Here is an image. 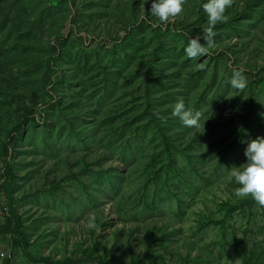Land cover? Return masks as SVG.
Masks as SVG:
<instances>
[{"label": "rangeland", "instance_id": "374dc122", "mask_svg": "<svg viewBox=\"0 0 264 264\" xmlns=\"http://www.w3.org/2000/svg\"><path fill=\"white\" fill-rule=\"evenodd\" d=\"M251 1L233 0L207 55L190 59V38L206 44L207 0H185L159 26L151 0H0V185L7 163L15 171L10 193L0 192V264H43L32 259L43 256L99 264L90 255L105 264H193L178 252L185 242L204 256L199 264L264 255V207L237 195L230 176L248 143L264 137V90L245 68L264 72V2L250 15ZM234 67L245 69L243 90L228 83ZM180 99L200 113L199 127L171 114ZM158 126L186 132L179 143L196 136L192 151L202 152L199 171L187 168L179 188L163 179ZM4 207L19 213L26 248ZM90 214L96 229L86 227Z\"/></svg>", "mask_w": 264, "mask_h": 264}, {"label": "clouds", "instance_id": "9594fccd", "mask_svg": "<svg viewBox=\"0 0 264 264\" xmlns=\"http://www.w3.org/2000/svg\"><path fill=\"white\" fill-rule=\"evenodd\" d=\"M148 3V0H147ZM233 0H207L203 3V11L207 15L209 27L205 30L203 39L206 44H202L201 36L197 35L190 38L187 47L184 49L185 55L190 59L198 56H204L208 53L207 44L211 43L214 37L213 31L218 22L226 23L228 17L226 10L232 7ZM185 0H151V9L148 11L151 17H154L159 25H166L175 20L183 12ZM147 17L141 16V20H147ZM245 69L233 68L232 77L228 81L234 89L243 90L246 87L247 79L244 75ZM178 117L182 123L189 128L199 127L200 113H193L186 109L183 99L176 102L172 113ZM264 116V113H261ZM164 120V117H161ZM246 162L240 166H234L230 170V176L240 185L236 189L239 196H251L256 204L264 207V137H258L248 143L245 149ZM86 227L90 230L96 229V216L90 214L87 217Z\"/></svg>", "mask_w": 264, "mask_h": 264}, {"label": "trees", "instance_id": "16d2710c", "mask_svg": "<svg viewBox=\"0 0 264 264\" xmlns=\"http://www.w3.org/2000/svg\"><path fill=\"white\" fill-rule=\"evenodd\" d=\"M264 2V0H253L251 1V3H249L247 5V10L244 9V11L248 12L251 15L250 10H252L253 8H256V5L262 4ZM245 68H248L253 76L254 79L256 80V82L259 83V85L261 86V88L264 90V72H260L257 73L256 70H253V67H250L248 65H246ZM247 70V69H246ZM253 70V71H252ZM53 100L56 98V96H52ZM67 103V102H66ZM68 104V103H67ZM62 107V105H60ZM76 108V107H75ZM78 110V109H77ZM147 111V109H146ZM149 112V110H148ZM254 112V110H253ZM25 122H20L17 127L14 128V132H22L25 126ZM93 130L97 131L99 129V124L98 123H94L92 126ZM159 129V134L162 138L163 141V151L159 154L160 156H165L166 158V165L165 163L163 164L162 171L164 173L167 174V177L163 178L165 181H169V179L171 180L172 178H174V182H176L175 186L176 188H179L183 183H187L188 182V177H189V172L187 170V168L189 169H194L195 171H199L198 166H197V161L201 158V154L202 152H198L196 154H194V151H192L191 147H194V142H195V137H193L191 143L186 142V143H179L181 141V136L183 134H186V132H183L182 129H177V137H174L173 134L170 132L169 130V126H158ZM73 130L74 132L77 133V135L84 141L85 144H87L88 139L87 137H82V135L80 134L79 129L77 128V126L73 125ZM241 131H243V129H239ZM15 145V137L12 136L11 139L8 141V144L6 145V151L7 153L10 152V149L12 146ZM237 150V147H236ZM178 157H180V160H184L185 162H187L188 167H181L183 166V164H180V160H178ZM195 158V159H194ZM156 157H154L153 160H155ZM4 183H2L0 185V192L1 193H5V194H9L10 190H11V182L15 177V171H14V167L11 163H7L4 169ZM161 172L160 169L156 170L151 177V185L153 184L156 185L158 184L159 181H161L163 174ZM149 182V181H148ZM171 185V184H170ZM167 193L168 195H173V187H169L167 188ZM175 197V195H174ZM169 199V197H168ZM9 210V212H8ZM3 212L4 214L8 215V220L11 224V226H13L15 228V234L18 236L16 237L17 242L23 245L24 248H26L27 246H29V241L27 238V234L26 231L21 229L20 224H21V217L19 215V213L16 211V209L14 207H4L3 208ZM186 244H184L179 250V253H182L181 258L183 260H185V263H193V264H199L201 263V260L204 259V256H202L201 253L196 254L194 253L193 255L190 252L189 246H191L190 244H188L187 242H185ZM184 251V252H183ZM90 255V259L93 261H99V264H105L102 257L99 256H92ZM250 256V257H249ZM206 258V257H205ZM255 258H257V260H262L264 259V255H260L257 253H250L249 255L247 253H245L243 260L246 264H252L253 261L255 260ZM32 259L38 263H43V264H88V261H85L83 259H74V258H69V259H65V260H55L51 257H32ZM115 259H112L111 264H114ZM256 260V261H257ZM107 261V260H106ZM206 261H208V259H206ZM97 263V262H96ZM4 264H13V260L11 257H7L5 259Z\"/></svg>", "mask_w": 264, "mask_h": 264}]
</instances>
